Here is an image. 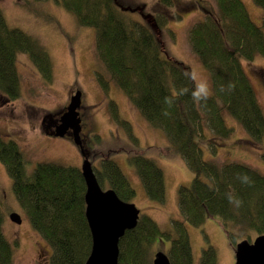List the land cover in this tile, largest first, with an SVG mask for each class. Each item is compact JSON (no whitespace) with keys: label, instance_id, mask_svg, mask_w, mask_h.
Listing matches in <instances>:
<instances>
[{"label":"trees","instance_id":"16d2710c","mask_svg":"<svg viewBox=\"0 0 264 264\" xmlns=\"http://www.w3.org/2000/svg\"><path fill=\"white\" fill-rule=\"evenodd\" d=\"M252 1L264 10V0ZM56 2L79 25L94 29L97 59L109 80L149 125L163 132L168 151L181 157L193 173L188 185L177 188L183 221H173L172 230L164 233L151 218L141 215L118 242L117 264H149L150 247L164 240L169 241L166 255L170 264H192L185 222L199 227L207 218L216 217L231 245L264 235V176L238 162L216 164L202 157V149L215 153L218 140H226L232 133L224 112L239 123L249 143L259 147L264 142V113L241 63L264 55V19L255 24L241 0H215V14L205 15L188 28V43L208 72L211 89L207 98L195 100L189 68L174 61L162 47V15L141 12L140 17L146 16L141 17L143 21L131 19L118 0ZM22 52L30 54L45 79L51 77L45 51L26 34L10 28L0 9V95L9 100L20 94L15 58ZM102 78L99 82L106 92L109 84ZM110 111L113 120L129 132L130 126L119 118L115 104H110ZM0 163L30 225L52 248L49 264H84L91 238L84 217L85 186L80 170L38 162L28 172L18 145L1 135ZM129 163L147 199L162 203L165 185L161 169L138 154L130 157ZM95 174L99 185L107 183L120 199L134 197L127 178L112 160L103 159ZM1 224L0 215V264H11L13 245L4 237ZM199 264H216L212 247L201 251Z\"/></svg>","mask_w":264,"mask_h":264},{"label":"rangeland","instance_id":"374dc122","mask_svg":"<svg viewBox=\"0 0 264 264\" xmlns=\"http://www.w3.org/2000/svg\"><path fill=\"white\" fill-rule=\"evenodd\" d=\"M168 1L164 4L160 0H118L123 12H127L131 19L143 21L141 12L153 17L163 16L165 22L160 26V40L164 51L174 61L189 68L195 88L198 83L205 82L210 94L208 72L191 50L187 30L205 15L215 14V0ZM241 1L251 20L261 24L264 10L252 0ZM0 9L6 24L42 47L50 63L51 77L45 79L27 55L18 53L15 68L20 82L19 97L15 100L0 97V135L18 145L28 172L38 162L80 168V157L73 144L66 139L45 138L41 129V120L56 119L67 104L69 95L79 89L82 91V131L93 140L89 152L94 171L100 169L103 159L115 162L135 193L128 202L135 205L140 216L151 218L162 232L171 231L173 221H183L177 205V188L188 185L193 173L181 157L168 151V141L163 132L149 125L109 80L108 72L97 59L94 29L79 25L56 0H0ZM241 63L264 113V55ZM95 69L110 84L107 92L95 81L97 75L91 71ZM111 103L115 104L119 118L130 126L129 132L113 120ZM223 117L232 133L228 139L218 140L215 153L202 149L203 159L216 164L238 162L264 176V142L259 147L252 145L237 121L226 112ZM137 154L151 159L161 169L165 185L162 203L150 201L145 196L142 183L129 163V158ZM101 188L105 190L109 186L102 183ZM12 212L20 216V224L9 220L8 215ZM0 215L2 233L13 245L11 264H49L52 248L30 225L15 200L11 179L1 163ZM184 227L191 247L192 264H199L201 251L208 246L215 252L216 264H233L232 245L218 218H207L199 227L185 222ZM254 238L255 235L248 241ZM168 248L169 241L154 243L149 249V264H152L156 251L167 253Z\"/></svg>","mask_w":264,"mask_h":264},{"label":"water","instance_id":"95a60500","mask_svg":"<svg viewBox=\"0 0 264 264\" xmlns=\"http://www.w3.org/2000/svg\"><path fill=\"white\" fill-rule=\"evenodd\" d=\"M120 8L123 10V7ZM141 17L146 18V16ZM80 97L79 90L70 97L54 131V136L62 137L68 129H71L76 145H79L77 137L80 130L78 116ZM79 170L85 186L84 217L91 238L90 251L84 264H117L118 242L127 230L136 226L139 210L131 202L120 199L112 188L103 190L86 157ZM8 218L16 224L21 222L20 216L14 212L10 213ZM152 264H170V262L165 253L156 251ZM233 264H264V235L255 236L251 242L246 239L237 242L234 246Z\"/></svg>","mask_w":264,"mask_h":264},{"label":"flooded vegetation","instance_id":"af4514ba","mask_svg":"<svg viewBox=\"0 0 264 264\" xmlns=\"http://www.w3.org/2000/svg\"><path fill=\"white\" fill-rule=\"evenodd\" d=\"M22 53L25 54V55H27L28 58L32 61V59L30 58V54L29 53H26V52H22ZM32 63L36 67V69H38V71H39V68L37 67V64H35L33 61H32ZM91 71L92 72H95V74L97 75V80H95V81H97L98 84H99V86H101V84L99 82V78H100L99 71L97 69H95L94 71L93 70H91ZM102 79H105V78H102ZM77 90H79V89L73 90V92L69 95L67 104L65 105V107H64L63 111L61 112V114L56 119H54V120H46L45 118H43L41 120V129H42V132H43V135L45 136V138H48V139L49 138H51V139L52 138L53 139H66L69 142H71V144H73V146L76 148V150H77V152L79 154V157H80V165H81L84 157H86L90 161V163H91V157H90L89 150H90V147H91V143L93 142L91 136L89 134H83V131H82V124L83 123H82L81 116H80V110H81V107H82V91L79 90L81 92V97H80L81 102H80V107L78 109V116H79V119H80V130H79V133H78L77 141H78L79 145H76L74 143L73 133H72V130L71 129H68L66 131V133L62 137L54 136L55 127L59 123V118L65 112L66 107H67V105L69 103L70 97ZM0 97L5 98L6 100H9L7 97L2 96V95H0ZM91 166H92V163H91ZM93 170H94V168H93ZM234 246H235V244L232 245V249H233V263H234Z\"/></svg>","mask_w":264,"mask_h":264},{"label":"clouds","instance_id":"9594fccd","mask_svg":"<svg viewBox=\"0 0 264 264\" xmlns=\"http://www.w3.org/2000/svg\"><path fill=\"white\" fill-rule=\"evenodd\" d=\"M209 94L208 86L205 82H200L196 85L195 90L192 92V96L195 100L207 98Z\"/></svg>","mask_w":264,"mask_h":264}]
</instances>
